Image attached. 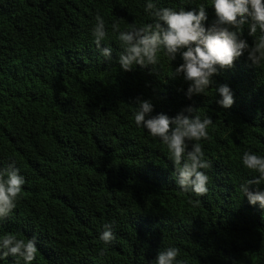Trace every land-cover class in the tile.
Returning a JSON list of instances; mask_svg holds the SVG:
<instances>
[{
    "label": "trees",
    "instance_id": "1",
    "mask_svg": "<svg viewBox=\"0 0 264 264\" xmlns=\"http://www.w3.org/2000/svg\"><path fill=\"white\" fill-rule=\"evenodd\" d=\"M204 2L159 0L186 11ZM206 11L208 27L215 16ZM96 14L109 32L114 20L122 30L150 22L143 0H0V167L14 163L26 179L0 231L35 236L33 264H150L168 246L186 264H264V210L239 191L251 178L243 151L264 156V67L242 56L214 77L231 88V109L214 89L190 100L167 63L161 76L120 71L114 36L105 62L89 34ZM243 38L251 45L247 29ZM137 97L152 100L153 115L192 106L213 120L202 141L212 163L206 196L179 190L167 149L134 123ZM111 221L105 247L98 237Z\"/></svg>",
    "mask_w": 264,
    "mask_h": 264
},
{
    "label": "clouds",
    "instance_id": "2",
    "mask_svg": "<svg viewBox=\"0 0 264 264\" xmlns=\"http://www.w3.org/2000/svg\"><path fill=\"white\" fill-rule=\"evenodd\" d=\"M209 8L215 19L205 27ZM143 12L150 22L141 26L131 23L122 30L120 21L114 20L109 32L105 19L96 14L89 29L97 52L107 63L113 61L114 49L105 42L113 36L118 40L120 50L115 63L124 73L139 67L150 68V74L161 76L167 63L166 77L186 82L188 99L207 97L209 90L214 89L216 104L227 110L234 104V94L227 84L216 85L214 77L220 70L232 68L242 56L255 69L264 67V0H205L188 11L184 7L177 10L160 6L159 0H143ZM245 29L253 38L251 45L243 38ZM178 57L181 63L173 69ZM134 104L130 106L136 127L167 149L179 190L190 197L206 196L210 184L207 170L212 163L202 141L208 139L213 120L208 115L201 118L192 106L169 117L164 113L153 115L150 99L137 97ZM241 163L251 178L240 183L239 191L250 206L264 210V156L246 149ZM25 184L24 175L14 163L0 167V223L13 215ZM114 227L115 221L103 225L98 238L105 247L115 239ZM36 245L35 236L22 238L19 233L0 231V264H7L9 257L15 264H33L38 253ZM150 264H186V260L181 258L179 247L168 246L159 250Z\"/></svg>",
    "mask_w": 264,
    "mask_h": 264
}]
</instances>
